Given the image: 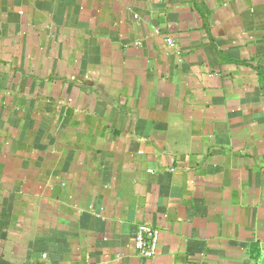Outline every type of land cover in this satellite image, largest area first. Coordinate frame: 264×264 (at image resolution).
Instances as JSON below:
<instances>
[{"label":"crops","instance_id":"obj_1","mask_svg":"<svg viewBox=\"0 0 264 264\" xmlns=\"http://www.w3.org/2000/svg\"><path fill=\"white\" fill-rule=\"evenodd\" d=\"M0 259L264 264V0H0Z\"/></svg>","mask_w":264,"mask_h":264},{"label":"built area","instance_id":"obj_2","mask_svg":"<svg viewBox=\"0 0 264 264\" xmlns=\"http://www.w3.org/2000/svg\"><path fill=\"white\" fill-rule=\"evenodd\" d=\"M168 41L173 43L171 38H168ZM160 233L158 228L146 223L141 224L135 240L137 252L147 258L156 256L160 246Z\"/></svg>","mask_w":264,"mask_h":264},{"label":"water","instance_id":"obj_3","mask_svg":"<svg viewBox=\"0 0 264 264\" xmlns=\"http://www.w3.org/2000/svg\"><path fill=\"white\" fill-rule=\"evenodd\" d=\"M0 264H8V263L0 259Z\"/></svg>","mask_w":264,"mask_h":264}]
</instances>
